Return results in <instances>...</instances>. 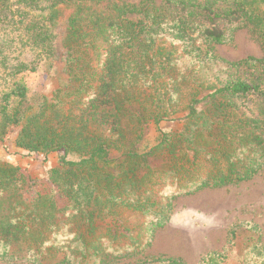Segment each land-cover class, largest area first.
I'll return each mask as SVG.
<instances>
[{
    "label": "trees",
    "instance_id": "16d2710c",
    "mask_svg": "<svg viewBox=\"0 0 264 264\" xmlns=\"http://www.w3.org/2000/svg\"><path fill=\"white\" fill-rule=\"evenodd\" d=\"M18 1L30 12L19 38L38 61L60 66L59 87L31 99L13 77L0 92V142L18 129L17 148L61 157L48 187L0 162V259L129 262L170 223L178 197L264 171V58L228 62L213 52L240 29L264 50V0ZM245 98L253 108L238 104ZM165 121L184 127L166 133ZM150 123L155 144L145 138ZM127 213L145 218L142 240ZM223 259L211 253L204 264Z\"/></svg>",
    "mask_w": 264,
    "mask_h": 264
},
{
    "label": "rangeland",
    "instance_id": "374dc122",
    "mask_svg": "<svg viewBox=\"0 0 264 264\" xmlns=\"http://www.w3.org/2000/svg\"><path fill=\"white\" fill-rule=\"evenodd\" d=\"M29 13V8L18 0H12L10 7H0V92L16 76L24 80L31 99L39 95L52 97L59 87L57 72L60 66L57 64L53 68L46 61H38L19 38L22 35L20 21ZM218 25L225 27L223 22ZM213 47L215 56L228 62L264 58L263 48L246 29L235 31L227 43ZM238 104L253 108L255 100L240 99ZM183 127L184 123L180 121H165L159 126L166 133L180 132ZM144 133L149 144H155L160 137L158 127L153 123L145 126ZM17 134L18 129H12L0 142V162L18 167L23 177L48 187L47 172L58 166L61 154L53 153L48 157L29 154L16 147ZM161 164L157 162L155 167ZM124 219L142 240L145 218L127 213ZM108 223L114 228L119 224L112 220ZM211 253L224 256L220 264H264V171L238 185L204 189L178 197L174 201L170 223L156 231L151 247L137 259L166 256L181 259L185 264H204ZM137 259L118 264H133ZM0 264L29 263L0 259Z\"/></svg>",
    "mask_w": 264,
    "mask_h": 264
}]
</instances>
